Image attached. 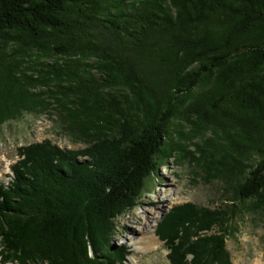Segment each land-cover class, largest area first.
I'll return each mask as SVG.
<instances>
[{
	"label": "trees",
	"instance_id": "1",
	"mask_svg": "<svg viewBox=\"0 0 264 264\" xmlns=\"http://www.w3.org/2000/svg\"><path fill=\"white\" fill-rule=\"evenodd\" d=\"M53 111L92 142L18 150L0 263L129 264L118 219L190 156L226 200L173 207L156 236L172 264H232L236 219L264 217V0H0V127Z\"/></svg>",
	"mask_w": 264,
	"mask_h": 264
},
{
	"label": "rangeland",
	"instance_id": "2",
	"mask_svg": "<svg viewBox=\"0 0 264 264\" xmlns=\"http://www.w3.org/2000/svg\"><path fill=\"white\" fill-rule=\"evenodd\" d=\"M173 137L176 138L175 135ZM81 138L64 129L59 111H53L50 115H26L1 126L0 185L11 182L12 168L19 161L20 148L48 141L61 150L76 151L88 147L92 142L91 137ZM197 142L193 140L184 144L190 145V150H194L195 147L191 145ZM255 159L258 160V157ZM209 179L190 156L167 161L147 182L141 204L118 219V229L112 245L129 249V264H172L167 257L169 251L165 243L156 236L158 224L178 205L191 203L210 209L221 205L226 200L227 186L221 179ZM150 224H155L151 231L161 246L153 251H145L146 253L139 252L131 239L134 237L140 240L141 232ZM236 225V234L227 241L232 264H253L258 256L264 264L263 213L246 211L236 219ZM188 260L191 262L192 259Z\"/></svg>",
	"mask_w": 264,
	"mask_h": 264
},
{
	"label": "bare ground",
	"instance_id": "3",
	"mask_svg": "<svg viewBox=\"0 0 264 264\" xmlns=\"http://www.w3.org/2000/svg\"><path fill=\"white\" fill-rule=\"evenodd\" d=\"M154 226H155V224H150L147 228H145L143 230V232H141L142 237L140 238V240L139 239L137 240V238H134V237L131 239V242H133L136 245L137 250L139 252H145L148 250L153 251L158 246L159 247L161 246V244H159L160 242L158 243L152 234L151 228H153ZM136 233L137 232H133V234H136ZM253 264H262L261 257L258 256V258L256 260H254Z\"/></svg>",
	"mask_w": 264,
	"mask_h": 264
}]
</instances>
